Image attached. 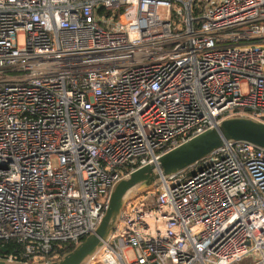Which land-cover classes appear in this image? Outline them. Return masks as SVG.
Returning <instances> with one entry per match:
<instances>
[{
	"label": "built area",
	"instance_id": "built-area-1",
	"mask_svg": "<svg viewBox=\"0 0 264 264\" xmlns=\"http://www.w3.org/2000/svg\"><path fill=\"white\" fill-rule=\"evenodd\" d=\"M235 116L264 124V0H0V242L25 249L4 256L58 260L116 182ZM88 264H264V149L131 200Z\"/></svg>",
	"mask_w": 264,
	"mask_h": 264
},
{
	"label": "water",
	"instance_id": "water-1",
	"mask_svg": "<svg viewBox=\"0 0 264 264\" xmlns=\"http://www.w3.org/2000/svg\"><path fill=\"white\" fill-rule=\"evenodd\" d=\"M243 141L264 149V124L246 116H235L180 144L155 161L129 173L114 184L107 205L94 233L58 260L33 264H88L115 232L126 205L136 197L211 155L230 142ZM3 255L0 264H31L11 261Z\"/></svg>",
	"mask_w": 264,
	"mask_h": 264
},
{
	"label": "trees",
	"instance_id": "trees-1",
	"mask_svg": "<svg viewBox=\"0 0 264 264\" xmlns=\"http://www.w3.org/2000/svg\"><path fill=\"white\" fill-rule=\"evenodd\" d=\"M204 4V2H202ZM200 11L196 10L194 13L196 16L199 15ZM85 238H83L81 241H83ZM5 246L7 249V253L5 254L6 257L12 256L15 259L22 260L21 255L25 252L24 246L22 244H19L16 240L11 239L9 241L0 242V256L3 255L2 247ZM76 247L75 244H64L62 247L58 250V255L61 257L66 252L73 251Z\"/></svg>",
	"mask_w": 264,
	"mask_h": 264
},
{
	"label": "rangeland",
	"instance_id": "rangeland-1",
	"mask_svg": "<svg viewBox=\"0 0 264 264\" xmlns=\"http://www.w3.org/2000/svg\"><path fill=\"white\" fill-rule=\"evenodd\" d=\"M20 43L23 44V43H24V40L21 39V40H20Z\"/></svg>",
	"mask_w": 264,
	"mask_h": 264
},
{
	"label": "bare ground",
	"instance_id": "bare-ground-1",
	"mask_svg": "<svg viewBox=\"0 0 264 264\" xmlns=\"http://www.w3.org/2000/svg\"><path fill=\"white\" fill-rule=\"evenodd\" d=\"M210 156V155H209ZM208 157V156H207ZM192 166V165H191ZM189 168V167H188Z\"/></svg>",
	"mask_w": 264,
	"mask_h": 264
}]
</instances>
